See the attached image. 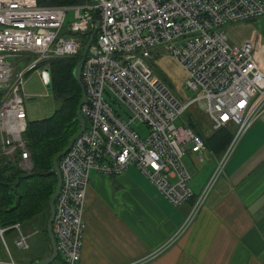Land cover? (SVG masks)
Instances as JSON below:
<instances>
[{
	"label": "built area",
	"instance_id": "1",
	"mask_svg": "<svg viewBox=\"0 0 264 264\" xmlns=\"http://www.w3.org/2000/svg\"><path fill=\"white\" fill-rule=\"evenodd\" d=\"M73 10L72 18L67 17ZM264 15V0H98L47 4L39 0H0V157L32 163L24 140L28 126L25 76L43 66L46 84L52 58L75 55L96 29L82 79L85 130L60 158L62 185L55 201L53 233L58 256L51 264H80L83 219L92 170L118 175L135 165L174 206L193 201L178 231L152 257L174 244L204 207L246 131L264 116V70L252 41L234 43L224 26ZM62 30L66 33L62 34ZM166 49L186 71L195 92L178 99L149 58ZM17 55L30 59L17 70ZM50 69V67H49ZM192 107L203 112L212 130L231 128L233 136L202 189L195 193L184 163L187 152L209 149L194 129L176 120ZM145 129L143 134L137 127ZM28 171V170H27ZM15 244L30 248L22 224L0 226ZM0 264H33L11 258Z\"/></svg>",
	"mask_w": 264,
	"mask_h": 264
},
{
	"label": "crops",
	"instance_id": "2",
	"mask_svg": "<svg viewBox=\"0 0 264 264\" xmlns=\"http://www.w3.org/2000/svg\"><path fill=\"white\" fill-rule=\"evenodd\" d=\"M259 18L264 26V15ZM261 40L252 42L264 70ZM218 157L210 149L184 156L195 193ZM192 203L174 206L135 165L118 175L92 170L80 264H264V116L241 138L190 228L152 257L181 227Z\"/></svg>",
	"mask_w": 264,
	"mask_h": 264
},
{
	"label": "trees",
	"instance_id": "3",
	"mask_svg": "<svg viewBox=\"0 0 264 264\" xmlns=\"http://www.w3.org/2000/svg\"><path fill=\"white\" fill-rule=\"evenodd\" d=\"M39 1L47 4H71L91 0ZM80 53L52 58L49 61L51 86L57 107L48 117L28 120L24 140L33 168L27 171L20 165L19 160L7 162L0 157V226L7 227L19 222L29 228L33 224L32 229L37 228L36 230L44 234L46 244L30 261L33 264L50 256L52 252L47 226L50 217L49 200L57 185V175L50 173L54 157L67 147L70 139L80 129L77 112L82 87L73 73ZM186 112L190 114L188 118L184 117L183 124L192 127L204 139L207 147L220 156L230 143L233 130H210L199 115L190 110Z\"/></svg>",
	"mask_w": 264,
	"mask_h": 264
},
{
	"label": "rangeland",
	"instance_id": "4",
	"mask_svg": "<svg viewBox=\"0 0 264 264\" xmlns=\"http://www.w3.org/2000/svg\"><path fill=\"white\" fill-rule=\"evenodd\" d=\"M73 14V10H70L67 13V17L72 18ZM259 19V17H256L249 21L233 22L232 24H226L224 29L231 40L237 42H243L247 39H251L252 41L255 39V41L259 40L260 42L261 38V42H264V26L260 24L261 20ZM64 33H66V31L62 30V34ZM254 34H257V37H255ZM152 52V57L149 58L150 63L155 71L168 81V84L176 97L183 101H188L193 98L196 93L189 90L185 85L186 71L182 64L164 48L156 47ZM15 58L18 60L17 70L25 67L30 61L25 55H17ZM41 68H43V66L34 67L25 76L24 92L27 96L25 98V107L28 119L31 121L50 116L54 113L57 107V101L52 86L48 87L41 78ZM190 112L199 115L206 127H209L210 130L212 129L207 116L197 107H192ZM189 114V112H186L182 117L176 120V123H183L184 117L188 118ZM134 126L143 134L145 133L143 126ZM32 225L33 224H30L31 228L22 226L23 232L30 235L28 238L30 248L28 250H23L15 244V240L18 237L17 233L11 230L4 233V237L8 243L9 252L11 253L12 258L18 262L32 261V259L37 256V251L46 244L44 234L41 231L36 230L37 228L32 229ZM11 256L6 250L3 240L0 237V260L7 261Z\"/></svg>",
	"mask_w": 264,
	"mask_h": 264
},
{
	"label": "water",
	"instance_id": "5",
	"mask_svg": "<svg viewBox=\"0 0 264 264\" xmlns=\"http://www.w3.org/2000/svg\"><path fill=\"white\" fill-rule=\"evenodd\" d=\"M91 2L93 4H97L98 0H91ZM95 32H96V29L91 33L90 37L85 42V44L81 50V53H80V59L77 62L76 66L74 68V71H73L75 78L80 82L81 87H82V97H81V101H80V104L78 107V112H77L78 113L77 119L80 123V129L70 139L67 147L64 150H62L61 152H59L54 157L53 167L50 171L51 174L57 175V185H56V188L54 190V193L52 194V196L49 200L50 217H49L48 226H47V232H48L49 239L51 242L52 252H51L50 256H48L46 258H42V259L34 262V264H51L56 260V258L58 256L56 238H55L54 233H53V219H54V215H55V201H56V198L59 194V191H60L61 185H62V174H61V170L59 167V160L71 148L75 139L85 130L86 125H87L86 118L84 117V115L82 113V109H81L82 105L85 103V100H86V88H85V83L82 79V67H83V63H84L86 54L90 48L91 43L93 42ZM46 70L49 72L50 71L49 67H46ZM46 85L48 87L51 86V80L50 79H49V81H47ZM31 168H33V162L30 164V167L27 170L29 171V170H31Z\"/></svg>",
	"mask_w": 264,
	"mask_h": 264
}]
</instances>
